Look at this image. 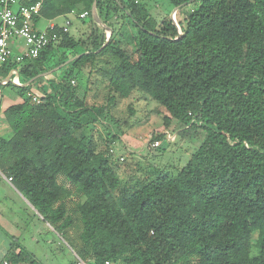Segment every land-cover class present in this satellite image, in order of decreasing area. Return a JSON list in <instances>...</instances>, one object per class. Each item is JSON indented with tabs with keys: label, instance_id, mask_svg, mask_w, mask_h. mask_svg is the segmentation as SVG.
Returning a JSON list of instances; mask_svg holds the SVG:
<instances>
[{
	"label": "trees",
	"instance_id": "obj_1",
	"mask_svg": "<svg viewBox=\"0 0 264 264\" xmlns=\"http://www.w3.org/2000/svg\"><path fill=\"white\" fill-rule=\"evenodd\" d=\"M143 1L43 2L34 26L73 10L95 25V2L103 23L127 22L130 43L121 23L108 26L103 48L102 32L77 54L79 40L55 25L46 30L57 43L0 68V90L21 98L3 111L12 137L0 141V172L88 264H264V0H167L178 11L196 4L180 33L172 20L154 26ZM106 54L114 95L138 90L164 111L165 128L174 121L204 134L183 166L121 186L109 151L79 137L109 114L113 98L86 105L71 70ZM70 59L58 80L53 73L18 85ZM17 247L9 264H42Z\"/></svg>",
	"mask_w": 264,
	"mask_h": 264
},
{
	"label": "rangeland",
	"instance_id": "obj_2",
	"mask_svg": "<svg viewBox=\"0 0 264 264\" xmlns=\"http://www.w3.org/2000/svg\"><path fill=\"white\" fill-rule=\"evenodd\" d=\"M142 3L147 8L154 26L159 27L161 22L173 19L178 30V22L196 7V4L192 3L181 11H178L179 8L175 11V8H172L167 0H144ZM98 18L100 19L99 16ZM93 22L95 25L90 22L88 16L84 20L72 17L68 33L81 43L76 49L77 54L88 52L92 47L91 42H93L94 37L101 36L102 32L106 42L110 35L109 30L112 32L108 26L117 29L121 23L125 27V41L130 43L131 31L123 18H117L111 24L103 23L101 19L100 24L96 23L95 20ZM56 23L62 26L64 19L60 17ZM102 24L108 30L103 29ZM122 48L125 46L122 45ZM68 55L72 56L71 53ZM72 60L70 59L64 65L54 68L50 72V74L56 73L53 78L58 80L59 73L57 71L63 69ZM113 62L114 59L106 54L85 63L80 71L71 70L70 67L67 69L71 70L72 80L75 81L74 85L78 88V95L83 98L86 105L104 106L110 96L113 98V105L108 109L109 114L104 115L93 125L89 124L85 129L86 136L83 137L80 134L79 137L91 142L99 152L109 151V160L116 164L115 169L121 186H128L136 178L155 177L160 171H173L175 168L183 166L203 141L204 134L198 129H185L174 121L170 127L165 128L162 120L164 111L156 101L138 90L132 91L126 99L114 95L108 86L109 75L107 73L111 69L108 65ZM4 91L9 95H18L17 89L5 88ZM168 131L175 134L174 141L170 142L166 137L160 142L159 148L150 147L154 140ZM128 149L132 152L129 151L130 153H128ZM4 190L5 199L3 202L6 203V206H23L20 199L14 195L12 197L10 189ZM83 200L82 198L81 201ZM58 237L46 228V231L41 235V240L46 243L49 255L53 254L55 258H59V264H70L71 262L74 264L76 256L71 254L66 244L61 242Z\"/></svg>",
	"mask_w": 264,
	"mask_h": 264
},
{
	"label": "crops",
	"instance_id": "obj_3",
	"mask_svg": "<svg viewBox=\"0 0 264 264\" xmlns=\"http://www.w3.org/2000/svg\"><path fill=\"white\" fill-rule=\"evenodd\" d=\"M57 19L50 21L39 19L35 27L39 30H45L53 28L55 25L60 26L56 23ZM11 46L14 54H19L26 49V45L22 40L13 41ZM4 89L0 90V141L9 140L12 137V132L4 119L3 111L9 106L21 102L19 95H9ZM129 151L132 152V150L128 149ZM6 179L0 172V194L2 193L0 195V264L4 260H7L6 257L14 245L18 246L15 252L19 248H24V250L32 254L42 264H59V258H55L53 254L49 255L46 243L41 240V235L46 231V228L53 233L54 231L43 221L34 208L28 205L25 198ZM4 189H10L9 191L12 193V197L14 195V197L20 199L23 206H6V203L4 204L3 202L5 199L3 194ZM58 238L62 242L61 238ZM68 250L72 254L69 248Z\"/></svg>",
	"mask_w": 264,
	"mask_h": 264
},
{
	"label": "built area",
	"instance_id": "obj_4",
	"mask_svg": "<svg viewBox=\"0 0 264 264\" xmlns=\"http://www.w3.org/2000/svg\"><path fill=\"white\" fill-rule=\"evenodd\" d=\"M45 0H0V68L9 62L21 63L25 59H36L44 48L50 44L58 42V35L49 33L46 29L39 30L34 26V18L38 16L41 6ZM72 17L83 20L87 17L86 12L71 13L65 17L61 28L63 33H68L71 26ZM180 33V30H178ZM15 40H22L26 45V49L14 54L11 43ZM72 84L74 82L72 81ZM31 101L38 104L39 98L34 95H29ZM165 138L172 142L175 139V134L165 132ZM160 146L158 141L151 144V148L157 149ZM122 161L123 159L120 158ZM11 183V178L6 179ZM2 264H9L4 260ZM74 264H88V261H83L76 256ZM105 264H110L105 262Z\"/></svg>",
	"mask_w": 264,
	"mask_h": 264
},
{
	"label": "water",
	"instance_id": "obj_5",
	"mask_svg": "<svg viewBox=\"0 0 264 264\" xmlns=\"http://www.w3.org/2000/svg\"><path fill=\"white\" fill-rule=\"evenodd\" d=\"M177 9H178V8H175V11H176ZM91 14H92V18H93V20H95L96 23L100 24V19H99L98 16H97V11H96V5H95V2L92 4V7H91ZM172 22H173V19H172ZM101 26L103 27V29L108 30V28H107L106 26H104L103 24H102ZM109 32H110V35L107 37L106 42H105V44L103 45V47L108 43V41H109L110 38H111V33H112V32H111L110 30H109ZM51 71H52V70H51ZM51 71H49V72H47V73H44V74L37 75V76H35L34 78H32L31 80H29V81H28L27 83H25V84H19V83H18V85L21 86V87L28 86V85H30L33 81H35L37 78H39V77H43V76H46V75H49ZM8 80H9V78H7V80H5L4 82L6 83V82H8ZM4 82H3V83H4ZM25 200H26V199H25ZM26 202L28 203L27 200H26ZM28 205L31 206L29 203H28Z\"/></svg>",
	"mask_w": 264,
	"mask_h": 264
}]
</instances>
